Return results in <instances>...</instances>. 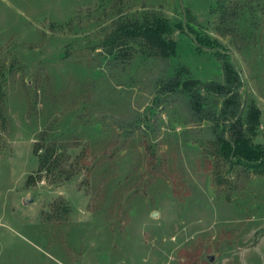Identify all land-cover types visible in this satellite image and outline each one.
<instances>
[{
	"label": "rangeland",
	"instance_id": "374dc122",
	"mask_svg": "<svg viewBox=\"0 0 264 264\" xmlns=\"http://www.w3.org/2000/svg\"><path fill=\"white\" fill-rule=\"evenodd\" d=\"M143 12L183 22L172 62L195 78L222 80L191 32L220 39L264 126V0H0V264H264V177L210 152L181 97L151 114L166 61L107 56ZM46 130L64 151L40 178Z\"/></svg>",
	"mask_w": 264,
	"mask_h": 264
},
{
	"label": "trees",
	"instance_id": "16d2710c",
	"mask_svg": "<svg viewBox=\"0 0 264 264\" xmlns=\"http://www.w3.org/2000/svg\"><path fill=\"white\" fill-rule=\"evenodd\" d=\"M227 10L228 6L217 8L212 12L213 20L220 16L221 22L229 21ZM175 32L185 33L183 22L153 12H143L118 23L115 34L107 43L113 47L107 56L110 62L119 58L122 62H128L133 69H137L135 64L153 65L166 61V69L156 84V108H150L151 114L155 116L157 110L164 109L172 98L176 97V100L181 97L198 119L212 124L206 136L210 141L207 144L210 152L214 151L215 156L224 160L230 168L241 165L251 174L264 177V144L254 145L252 142L260 127L261 110L243 92L246 84L243 73L230 50L208 31L191 32L198 48L211 53L220 64L222 80L204 81L195 78L187 66L172 62L178 55L179 47L172 38ZM99 75L106 76L105 73ZM121 128L126 131L124 139L127 141L131 136L130 129L125 126ZM150 130L147 135L152 137L155 130ZM49 134L47 130L41 134L34 149L40 178L44 173L59 170L60 153L64 151L58 138H50ZM113 167L115 169L116 165L113 164ZM108 170L105 168L103 175H107Z\"/></svg>",
	"mask_w": 264,
	"mask_h": 264
},
{
	"label": "crops",
	"instance_id": "0c3cea01",
	"mask_svg": "<svg viewBox=\"0 0 264 264\" xmlns=\"http://www.w3.org/2000/svg\"><path fill=\"white\" fill-rule=\"evenodd\" d=\"M261 116H262V113H261ZM261 118H262V117H261ZM260 127H261V130L263 131V130H264V126H263L261 120H260Z\"/></svg>",
	"mask_w": 264,
	"mask_h": 264
},
{
	"label": "water",
	"instance_id": "95a60500",
	"mask_svg": "<svg viewBox=\"0 0 264 264\" xmlns=\"http://www.w3.org/2000/svg\"><path fill=\"white\" fill-rule=\"evenodd\" d=\"M30 201H31V199L28 198V199H27V202H30ZM155 216H156V214H155ZM213 259H214V258L212 257L211 260H213Z\"/></svg>",
	"mask_w": 264,
	"mask_h": 264
}]
</instances>
